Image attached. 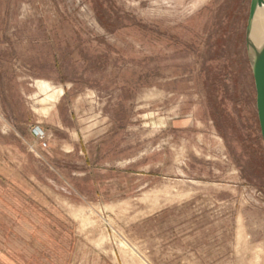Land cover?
<instances>
[{
  "label": "rangeland",
  "instance_id": "374dc122",
  "mask_svg": "<svg viewBox=\"0 0 264 264\" xmlns=\"http://www.w3.org/2000/svg\"><path fill=\"white\" fill-rule=\"evenodd\" d=\"M113 2L114 33L88 0H0V264H264L251 0Z\"/></svg>",
  "mask_w": 264,
  "mask_h": 264
},
{
  "label": "trees",
  "instance_id": "16d2710c",
  "mask_svg": "<svg viewBox=\"0 0 264 264\" xmlns=\"http://www.w3.org/2000/svg\"><path fill=\"white\" fill-rule=\"evenodd\" d=\"M91 2L94 12L99 20V22L102 24L103 27H105L108 31L114 33L117 30H119L122 27V22L125 18H131L133 21H135L134 17L132 18L130 15H127V13H124L122 9H120L116 4L113 2V0H88ZM101 43H105L106 40L104 37H99L98 39ZM80 47V46H79ZM78 47V48H79ZM68 51H64V60L69 58L73 52V49L71 47L67 48ZM81 49V48H79ZM82 52V57L85 60L88 68L100 70L105 67L106 65V57L104 55H98L95 58H88L86 54ZM225 68L223 71L220 72H214L213 69H205L206 71V85L209 87V93L208 97L209 100L212 103H215L220 111V117H224L228 121H232L234 119L233 112L230 111L227 107L226 101L228 98H231L232 101L238 105L241 102L240 96L236 97L235 89H233V86L231 87L228 78L231 77L234 82V62L232 58L229 55H225ZM245 63H249L246 62ZM223 72V73H221ZM216 108H214L213 114L216 116L218 114V111ZM219 117V118H220ZM234 121V120H233ZM247 127V126H246ZM247 134L244 132L243 136L250 138L251 136L254 137L253 140H250L252 144H249V149L251 151H258L257 153L263 158L264 160V141L261 135L260 130V124L259 119L257 115L252 114L251 117V125H249L247 128ZM225 137H227L226 134H224ZM248 138H245L244 143L249 140Z\"/></svg>",
  "mask_w": 264,
  "mask_h": 264
},
{
  "label": "water",
  "instance_id": "95a60500",
  "mask_svg": "<svg viewBox=\"0 0 264 264\" xmlns=\"http://www.w3.org/2000/svg\"><path fill=\"white\" fill-rule=\"evenodd\" d=\"M263 6L264 0H251L245 40L248 59L254 77L257 114L261 135L264 141V38L260 42H257L252 37L256 13L258 9Z\"/></svg>",
  "mask_w": 264,
  "mask_h": 264
},
{
  "label": "bare ground",
  "instance_id": "6f19581e",
  "mask_svg": "<svg viewBox=\"0 0 264 264\" xmlns=\"http://www.w3.org/2000/svg\"><path fill=\"white\" fill-rule=\"evenodd\" d=\"M252 37L257 42H260L264 38V6L260 7L256 13Z\"/></svg>",
  "mask_w": 264,
  "mask_h": 264
},
{
  "label": "built area",
  "instance_id": "2783aa9c",
  "mask_svg": "<svg viewBox=\"0 0 264 264\" xmlns=\"http://www.w3.org/2000/svg\"><path fill=\"white\" fill-rule=\"evenodd\" d=\"M37 136L41 140L43 146H47V142L45 141V133L41 129H39Z\"/></svg>",
  "mask_w": 264,
  "mask_h": 264
},
{
  "label": "crops",
  "instance_id": "0c3cea01",
  "mask_svg": "<svg viewBox=\"0 0 264 264\" xmlns=\"http://www.w3.org/2000/svg\"><path fill=\"white\" fill-rule=\"evenodd\" d=\"M41 130H42V128H41Z\"/></svg>",
  "mask_w": 264,
  "mask_h": 264
}]
</instances>
